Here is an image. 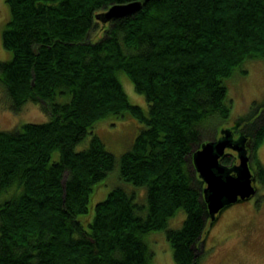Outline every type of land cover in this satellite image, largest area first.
I'll return each instance as SVG.
<instances>
[{"label": "trees", "instance_id": "1", "mask_svg": "<svg viewBox=\"0 0 264 264\" xmlns=\"http://www.w3.org/2000/svg\"><path fill=\"white\" fill-rule=\"evenodd\" d=\"M130 1L5 0L1 40L12 56L0 61V82L12 110L31 101L50 117L0 130V195L16 189L0 201V264H150L143 236L160 229L176 264L198 262L207 211L192 154L229 116L228 80L264 59V0H140L135 14L97 17ZM112 116L139 123L118 177L145 187V216L121 186L91 205L116 164L93 128ZM254 138L256 148L264 121ZM254 174L264 182V167ZM179 208L182 224L167 228Z\"/></svg>", "mask_w": 264, "mask_h": 264}, {"label": "rangeland", "instance_id": "2", "mask_svg": "<svg viewBox=\"0 0 264 264\" xmlns=\"http://www.w3.org/2000/svg\"><path fill=\"white\" fill-rule=\"evenodd\" d=\"M8 15L5 0H0V61L8 60L12 56V52L4 48L1 40V32ZM244 69L246 70L244 76L235 74L228 80L230 113L227 118L220 120L217 132L212 138L218 137L220 130L227 127L235 130L234 137L239 133L248 137L246 142H248L256 192L246 200L226 206L218 213L219 217L214 222L207 221L206 232L201 241L203 249L197 264H264V182L261 183L254 174L256 163L264 167V138L254 148V134L258 124L264 121V59H249L244 63ZM118 78L129 101L146 110L147 102L144 95L135 91L133 84L124 73L119 72ZM11 103L3 83L0 82V130H14L26 122H44L50 117L40 103L25 102L17 111L12 110ZM138 126V121L129 116H112L95 123L93 134L97 135L105 148L115 156L116 164L104 181V185L92 195L91 205L105 199L113 187L121 186L128 192L134 193L139 200L136 199V202L144 205L139 213L142 216L146 215L145 187L135 186L118 177L120 156L132 145ZM213 130L212 128L210 131L211 135L214 133ZM89 140L90 135H87L75 149L84 148ZM238 161L234 155L230 164H236ZM202 184L204 185L203 181L201 183L203 187ZM15 190V187H10L7 192L0 195V201L11 196L16 192ZM184 217L185 212L179 208L175 215L168 219L167 228L180 227ZM86 218L90 221L92 216L80 217L85 227L89 229ZM143 238L152 252L150 264H176L172 246L166 238L164 229L149 231Z\"/></svg>", "mask_w": 264, "mask_h": 264}, {"label": "water", "instance_id": "3", "mask_svg": "<svg viewBox=\"0 0 264 264\" xmlns=\"http://www.w3.org/2000/svg\"><path fill=\"white\" fill-rule=\"evenodd\" d=\"M143 6L140 0L115 3L97 14L103 22L113 17L131 15ZM221 135L202 142L192 154V163L204 185L201 196L206 206L207 216L216 220L217 214L226 206L246 200L255 194L254 176L250 168V157L246 147L247 137L240 134L237 138L230 127L220 130ZM226 148L237 152L238 163L228 166L221 162Z\"/></svg>", "mask_w": 264, "mask_h": 264}, {"label": "flooded vegetation", "instance_id": "4", "mask_svg": "<svg viewBox=\"0 0 264 264\" xmlns=\"http://www.w3.org/2000/svg\"><path fill=\"white\" fill-rule=\"evenodd\" d=\"M233 131V133H234V136H235V130H232ZM240 134H242V135H245V134H243V133H239V134H237L236 135V137L235 138H237ZM221 135V133L218 135V137ZM246 136V135H245ZM246 141H248V137H247V140ZM247 145H248V142H246V147H247ZM247 149H248V154H249V148L247 147ZM230 150V151H229ZM225 152H226V154H232L233 155V157H234V155H235V157H237V152L235 151V150H233L232 148H226V150H225ZM250 168H251V165H250ZM251 170H252V168H251ZM252 173H253V171H252ZM219 214H217V218L216 219H218V216ZM207 221H210V222H214V221H212L210 218H208L207 220H206V222ZM201 249H203V246H202V244H201V247H200Z\"/></svg>", "mask_w": 264, "mask_h": 264}]
</instances>
